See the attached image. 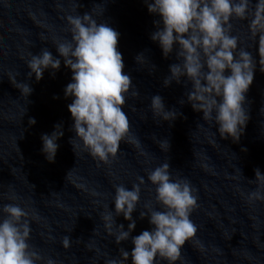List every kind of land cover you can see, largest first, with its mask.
Segmentation results:
<instances>
[{"label":"clouds","instance_id":"1","mask_svg":"<svg viewBox=\"0 0 264 264\" xmlns=\"http://www.w3.org/2000/svg\"><path fill=\"white\" fill-rule=\"evenodd\" d=\"M144 3L150 14L160 17L154 21L157 30L151 33L150 39L159 43L164 58L175 47L176 59L181 61L169 66L170 76L164 78L163 86L168 87L173 81L179 84L186 77L185 86L191 83L186 96L192 109L201 112L204 121H214L222 139L239 142L250 119L245 108L250 103L246 94L254 81L257 63L251 52L244 48L238 50L239 37L231 35V20L248 21L251 38L254 41L258 38L259 65L264 66V0H255L254 4L252 0H144ZM66 19L71 40L58 41L55 47L64 65L72 71V82L64 90L65 98L74 97L68 110L74 121L71 130L75 136L69 143L73 151L79 148L107 163L110 155H116L120 142L130 134L129 118L123 106L133 81L124 73L123 57L118 51L120 34L106 22L98 23L92 12L69 15ZM30 57L26 62L30 69L28 77L34 74L37 82L46 69H52L54 75L61 66V60L54 58L47 48L41 49L39 55L30 53ZM135 60L142 62L143 53ZM260 70L264 72V67ZM22 91L30 95L32 89L23 83ZM138 95V91L132 92L133 97ZM150 108L154 116L170 123L181 115L175 109L166 110L160 95H153ZM29 122L36 123L34 118ZM54 127L51 135L41 137L42 153L49 163L55 162L57 140L64 135L62 124ZM77 140L81 143H76ZM161 147L168 152L169 141L161 142ZM254 171L255 179L249 183H256L257 188L248 193V199L264 200V174L259 168ZM137 179L139 183H134L131 190L123 184L114 185L115 212L105 211L100 215L108 235L114 236L117 245L129 240L136 227L132 214L140 202V185L145 183L143 177ZM148 181L155 186V204L163 210H157L152 201L146 202V211H140V218L148 217L154 227L131 237L134 245L131 252L120 248L121 258L111 259L108 264H125L129 258L131 264L182 262L181 249L197 231V225L190 219L198 206L191 182L181 178L173 180L168 162L149 171ZM0 210L3 213L0 264H37L43 260L28 243L32 231L29 213L16 203L4 204ZM120 215L129 221L127 231L123 224H116L115 217ZM70 243L69 236L63 237L65 249ZM46 264H55V261L49 258Z\"/></svg>","mask_w":264,"mask_h":264}]
</instances>
